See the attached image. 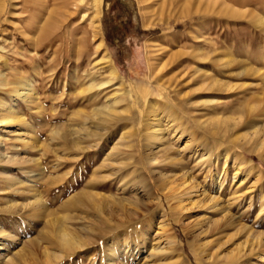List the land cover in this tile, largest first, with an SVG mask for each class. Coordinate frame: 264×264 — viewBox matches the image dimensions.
<instances>
[{
  "label": "rangeland",
  "instance_id": "rangeland-1",
  "mask_svg": "<svg viewBox=\"0 0 264 264\" xmlns=\"http://www.w3.org/2000/svg\"><path fill=\"white\" fill-rule=\"evenodd\" d=\"M18 7L0 0V52ZM39 15L36 104L0 89V264H264V0Z\"/></svg>",
  "mask_w": 264,
  "mask_h": 264
},
{
  "label": "bare ground",
  "instance_id": "bare-ground-1",
  "mask_svg": "<svg viewBox=\"0 0 264 264\" xmlns=\"http://www.w3.org/2000/svg\"><path fill=\"white\" fill-rule=\"evenodd\" d=\"M51 1L52 0H16V3L18 2V5L21 6L20 7L21 15L18 18L17 25L11 27L12 28L11 33H8L9 38H10L9 40L11 42L9 43L7 41L8 40V37H7L6 41L3 43L4 47H2V52H0V89L2 90V92H4L3 93L4 95L5 94L7 95V96L6 95L5 96L8 98H11L14 95V96H16V98H20L22 100H25L27 103H31V102L33 103L34 101L36 102V100H34V91H32V90H34V87L33 88H32V86L28 87L30 84V81H31L30 74H29V72L26 73L25 71H28V70L33 71V70L37 69V65L39 63V60L42 59V56H40L37 60L34 59V57H32V56H31L32 58H29V60H23L25 58L24 56L26 54L25 53L26 51L24 52L23 50H30V47H31L30 44H34L33 46L35 47V46H38L39 45L38 43L42 41L41 36L39 37L38 34L36 33L38 31V26H36V23L40 22L39 21V19H40L39 14H41V12L48 7V3H51ZM14 2H15V0H14ZM13 7L14 6L12 4V8ZM18 9H19V7H18ZM29 33L32 35H28ZM14 46H16V47H14ZM27 53H29V51ZM27 55H30V54H27ZM108 75H110V74H108ZM107 82L108 81L106 80V81H102L101 83L97 84V83H94V81H90V85L95 87V85L101 86L103 84V86H104V84H106ZM29 90H31V91H29ZM35 98H37V96ZM116 100H118L117 97L112 98L113 104L116 102ZM4 102L5 103L2 104V107L0 110L1 111L0 121H3L5 119L16 118L18 111H16L14 108H11V107L6 111L5 107L8 105V103L6 101H4ZM22 103H24V102H22ZM108 103H110V102H108ZM106 107H107V104L105 103L104 108H106ZM96 127L98 128V126H96ZM104 128H103V130H104ZM105 130H106V128H105ZM158 131H159V129H158ZM157 136H159V133L156 134V137ZM0 156H2L1 153H0ZM179 179H181V178H179ZM189 186H191V185H189ZM189 186H188L187 179H185V178L181 181L180 184H174V182H173L172 184H170L167 187L169 189V191L166 195V198H168L170 194L174 195V193H176L175 196H178L179 193H182L183 191H187L189 188H191ZM194 191H195L193 193L194 196L195 195L198 196L200 194V193L199 194L197 193L198 192L197 190H194ZM188 195L190 196V192L188 193ZM203 195H205V194L203 193ZM183 196H185V195L183 194L181 196V198H183ZM200 198L201 199L199 201L200 202L202 201V203L206 207H208L210 210H212L214 208V201L218 197H216V195H214L212 197L205 195L202 197L200 196ZM175 199H176V197H175ZM59 241L61 242L62 245H65V246H70L74 242L73 239H71L69 237V235H66L65 233L59 237ZM112 245L113 244L110 245V248H109L110 251L112 250Z\"/></svg>",
  "mask_w": 264,
  "mask_h": 264
}]
</instances>
